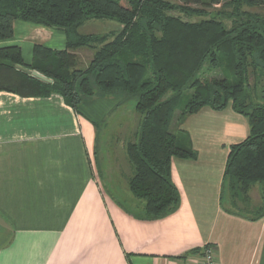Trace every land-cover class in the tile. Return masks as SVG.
<instances>
[{"label": "trees", "instance_id": "1", "mask_svg": "<svg viewBox=\"0 0 264 264\" xmlns=\"http://www.w3.org/2000/svg\"><path fill=\"white\" fill-rule=\"evenodd\" d=\"M246 7H264V0H0V40L12 37L16 20L61 30L66 38L64 50L35 44L29 64L19 46L0 47V91L57 93L76 113L96 97H119L118 104L133 99L140 120L136 139L125 144L132 168L127 185L143 201L135 216L144 220L179 206L171 158L196 157L188 133L169 130L175 116L180 121L204 106L220 110L230 103L247 118L249 134L229 148L220 204L234 212L236 202L248 201L250 188L260 183V205L251 216L256 219L264 213V102L252 101L247 91L254 87L249 77L264 73V14ZM90 18L115 20L120 28L79 33ZM82 47L92 51L84 68L73 53ZM187 90L190 96L176 113ZM227 195L233 207L225 206Z\"/></svg>", "mask_w": 264, "mask_h": 264}, {"label": "crops", "instance_id": "2", "mask_svg": "<svg viewBox=\"0 0 264 264\" xmlns=\"http://www.w3.org/2000/svg\"><path fill=\"white\" fill-rule=\"evenodd\" d=\"M35 44L64 50L65 34L16 20L12 37L0 40L19 46L27 64ZM111 99L85 100L76 113L57 93L0 91V264H201L207 245L216 264H264V213L251 219L220 204L229 148L248 136L247 118L230 103L175 116L173 132L188 133L196 157L171 158L179 206L144 220L106 194L96 169L98 121H106L102 104ZM120 161L131 176L126 154Z\"/></svg>", "mask_w": 264, "mask_h": 264}, {"label": "rangeland", "instance_id": "3", "mask_svg": "<svg viewBox=\"0 0 264 264\" xmlns=\"http://www.w3.org/2000/svg\"><path fill=\"white\" fill-rule=\"evenodd\" d=\"M246 10L251 12H258L264 14V7H246ZM192 20H197V17L190 18ZM118 22L111 19L104 18H90L83 22V24L78 28V32L81 34H111L116 32L118 29ZM61 31V30H59ZM80 51L73 53L76 56V64L80 68L87 66L89 60L92 57V52L86 47H82ZM31 71V70H30ZM205 76L213 75L212 72H205ZM253 79L249 77L250 87L253 84ZM258 88V89H257ZM263 88V90L260 89ZM251 96V100L255 101L257 99L255 95L259 94V99L264 98V79L262 84L258 87L254 85L250 90L247 91ZM191 91L187 90L182 93L178 99L177 111L183 107L185 102L190 96ZM111 101H105L102 104L103 108L107 107L109 113L105 115V122L98 121V132H97V151H96V169L99 171L102 185L104 191L107 195H112L117 201L123 203L131 209H135L138 213L141 207H134L132 204H129V200H135L139 205L142 206L143 201L141 199H135L130 193L127 186V178L131 174L129 165L127 168H124V164L120 163L121 159L125 161V144L128 141H134L135 139V130L137 123L140 119L139 113L134 110L135 101L133 99L128 100L123 103H119L120 98L115 96H110ZM82 103L80 104V107ZM169 130H172V125L169 126ZM96 170V171H97ZM260 192L261 184H254L249 192V200L245 202H236L237 208H231L232 211L241 213L246 216H253L256 208L260 205ZM226 205L227 207H233L229 204L230 197L226 196Z\"/></svg>", "mask_w": 264, "mask_h": 264}, {"label": "built area", "instance_id": "4", "mask_svg": "<svg viewBox=\"0 0 264 264\" xmlns=\"http://www.w3.org/2000/svg\"><path fill=\"white\" fill-rule=\"evenodd\" d=\"M201 264H216L215 250L212 246L207 245L202 248Z\"/></svg>", "mask_w": 264, "mask_h": 264}, {"label": "water", "instance_id": "5", "mask_svg": "<svg viewBox=\"0 0 264 264\" xmlns=\"http://www.w3.org/2000/svg\"><path fill=\"white\" fill-rule=\"evenodd\" d=\"M27 72H29L32 76L40 79V80H43V81H46V82H51L50 79L46 78L45 76H43L42 74H40L39 72L35 71V70H26Z\"/></svg>", "mask_w": 264, "mask_h": 264}]
</instances>
